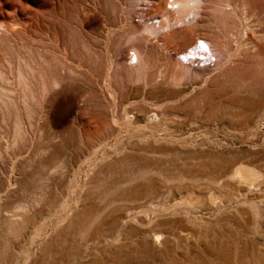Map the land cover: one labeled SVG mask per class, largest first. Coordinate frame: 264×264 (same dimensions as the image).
<instances>
[{
    "label": "rangeland",
    "instance_id": "374dc122",
    "mask_svg": "<svg viewBox=\"0 0 264 264\" xmlns=\"http://www.w3.org/2000/svg\"><path fill=\"white\" fill-rule=\"evenodd\" d=\"M1 87L0 264H264V0H0Z\"/></svg>",
    "mask_w": 264,
    "mask_h": 264
},
{
    "label": "bare ground",
    "instance_id": "6f19581e",
    "mask_svg": "<svg viewBox=\"0 0 264 264\" xmlns=\"http://www.w3.org/2000/svg\"><path fill=\"white\" fill-rule=\"evenodd\" d=\"M28 64V63H27ZM29 69V68H28ZM31 69V68H30ZM29 69V70H30ZM31 72V71H30ZM36 72V71H35ZM35 72H33V73H35ZM32 73V74H33ZM18 76H19V78L22 80V78H24V75H23V73H22V71H19L18 72ZM36 76V75H35ZM26 77V76H25ZM61 77V76H60ZM28 78V77H27ZM30 78V77H29ZM1 79H2V77H1ZM6 79V78H5ZM19 79V80H20ZM51 79V78H50ZM35 83V82H34ZM37 83V82H36ZM21 84V83H20ZM23 86H24V90H25V93L23 94V105H24V108L25 109H27V107H28V104H27V107H26V101L27 100H25V97H26V93L27 92H29L30 93V95H33V93H32V91H31V85L28 83V81H26V80H23ZM39 87V86H38ZM78 87L79 86H76L75 84H72V83H70V82H66L65 80H63V79H60V78H53L48 84L46 83V84H44V82H43V84H42V94H40V95H42V97L44 98V100L42 99V101H43V106H45L46 107V109H45V113H44V115L47 117L48 115H52V110H53V108H54V105L56 104V103H58V104H60V107L63 109V110H65V111H67V113H69V112H71V110H72V112L77 108V104H75V100H74V98L73 97H68L67 99V102H68V106L67 107H65V105H64V103H62V102H60L61 100H64V98L65 97H67V96H73L72 94H74L75 92H77L78 91ZM83 87V86H82ZM40 88V87H39ZM81 89V88H80ZM41 91V90H40ZM4 90L2 89V87L0 88V98H4ZM7 93V92H6ZM28 93V94H29ZM71 94V95H70ZM37 95V94H36ZM11 96V95H10ZM8 97V96H7ZM41 98V97H40ZM26 99H27V97H26ZM4 100V99H3ZM7 103L6 102H2L1 101V105L0 106H2L3 105V108L5 109V110H7V109H9L11 106H13L14 105V102L12 101V98L10 99V97H8L7 99ZM5 100V101H6ZM22 100V99H21ZM37 100H39V99H37ZM41 102V101H40ZM16 103V102H15ZM77 103V102H76ZM42 104V103H41ZM30 107V106H29ZM2 108V107H1ZM3 109V110H4ZM31 109V108H30ZM44 109V108H43ZM24 110V109H23ZM0 111H2V109H0ZM69 111V112H68ZM1 113V112H0ZM26 113V112H25ZM28 113V112H27ZM3 114V113H2ZM2 116V115H1ZM44 116V117H45ZM46 117H45V121L48 123V124H51L52 125V119L50 118V119H48V120H46ZM29 121V120H28ZM16 123V122H15ZM32 123V122H31ZM43 123V122H42ZM47 124V125H48ZM44 125H45V123H44ZM24 126V125H23ZM27 127V126H26ZM21 129H22V127H21V125L19 124V123H17L16 125H15V132H17V133H21ZM24 133H25V131H24ZM19 135V134H18ZM44 150V149H43ZM63 161V160H62ZM184 169V168H183ZM182 169V170H183ZM190 173V172H189ZM192 173V172H191ZM228 173V175H229V177H228V180H226L225 181V183H222V180L219 178V177H216V178H214V183H217L216 185L217 186H215L214 185V188L215 189H217V188H221V186L220 185H223V186H225V187H228L229 188V190L230 191H238L237 190V188H239L240 187V183L243 181L242 180V178H243V176L241 175V168L239 167V168H236V169H234L233 170V172H231V173H229V172H225V174H227ZM170 177V176H169ZM184 177V176H183ZM193 177V176H192ZM181 178V177H180ZM205 179V178H204ZM212 179V178H211ZM193 180V179H192ZM194 181V180H193ZM202 181H203V179H202ZM198 182V181H197ZM200 183V182H199ZM211 183V182H210ZM209 182H208V186L210 187V184ZM180 184V183H179ZM202 184H204V183H202ZM201 184V185H202ZM178 185V184H177ZM198 185V184H197ZM200 185V184H199ZM207 185V184H206ZM181 186H183V185H181ZM186 187V186H185ZM196 187V186H195ZM199 187V186H198ZM203 186H201V192L203 191L204 193L206 192L205 190L206 189H203L202 188ZM212 187V186H211ZM207 188V187H206ZM213 188V187H212ZM207 189H210V188H207ZM200 192V193H201ZM203 193V194H204ZM232 194V193H231ZM213 194L211 193V194H208V195H206V197L204 198V199H202L203 200V205L205 206V207H207V208H214V206H215V201H214V199H215V197L214 196H212ZM215 195V194H214ZM219 195V194H218ZM221 196V195H220ZM231 196V195H230ZM217 197V196H216ZM223 197V196H222ZM232 197V196H231ZM223 199V198H222ZM215 200H217V199H215ZM218 201H219V199H218ZM225 202V201H224ZM202 205V206H203ZM179 233H181V234H186V236L187 235H189L188 234V232H185L184 230L183 231H180ZM163 236L164 235H162V234H160V233H155V234H153V241H154V244H160V243H162V241H163ZM231 248V247H230ZM232 253L230 252V253H227L226 252V254L225 255H222V260L224 261V263L225 264H234V260H233V256L231 255ZM221 259V258H220ZM235 259V258H234Z\"/></svg>",
    "mask_w": 264,
    "mask_h": 264
}]
</instances>
